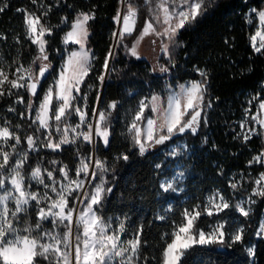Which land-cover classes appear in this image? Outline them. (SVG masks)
Here are the masks:
<instances>
[{"label": "trees", "instance_id": "obj_1", "mask_svg": "<svg viewBox=\"0 0 264 264\" xmlns=\"http://www.w3.org/2000/svg\"><path fill=\"white\" fill-rule=\"evenodd\" d=\"M4 3L8 7L0 12V34L7 39H0V66L3 65L10 72L18 66L14 62L27 66L38 55L37 46L25 38L24 14L17 12V9L35 12L43 24L52 28V35L46 39L49 41V60L54 66L36 97V103L66 58L67 48L62 39L70 30L72 21L81 12L95 14L88 24V47L95 59L89 76L81 86V93L88 96L90 120L92 108L97 109L99 103L100 111H109L108 104L118 102L117 110L109 118L110 144L105 147L98 137L95 150L92 144L78 141L76 145L66 146L57 152H29L24 170L27 174L38 163L52 165L51 161L56 160L74 172L80 155L92 156L93 153L106 161L111 170L105 179L108 182L106 187H111L112 192L107 194L100 214L105 219L112 220L116 216L124 218L126 232H134L143 226L142 240L147 243L142 246V256L148 257V264H160L162 250L166 241H170V236L165 234L173 231L185 209H192L196 204L203 206L206 196L216 188L227 197H232L228 184L232 172L247 173L252 169L259 174L264 170L262 165H249L255 154L264 151V135L247 141L239 135V120L249 96L261 94L264 98V54L254 52L250 41L258 23L257 15L252 10H264V0H206L209 5L207 11L179 31L176 39L179 46L171 48V57L163 55L161 64L169 69L164 74L156 73L148 60L128 56L123 44H120L102 86L96 76L102 70L106 54L114 46L112 33L117 31L118 26L113 17L118 9L121 11L120 0H36L35 4L31 0H0V4ZM131 3L139 8L141 23L145 15L143 0H131ZM45 11L48 12L46 16L43 15ZM63 18H67V23H62ZM74 46L70 45L69 49ZM170 58L174 66L169 62ZM197 69L208 74L204 104L210 103L211 106L204 108L196 135L190 133L172 139L179 141L186 137L191 153L178 159L187 173L184 191L180 194L165 192L161 188V181L172 173L176 159L166 156L167 146H161L158 150L152 148L141 156L128 134L127 125L141 99L150 98L153 94L164 96L169 87L202 80ZM88 85H92V88ZM12 91L14 95L0 97V125L8 122L25 143V134H32L35 125H31L25 105L17 104L15 100L17 94L22 95L25 102L29 96L22 89ZM97 94L100 96L98 102ZM9 107H15L16 111L9 112ZM21 112H25L23 119ZM16 125L20 128L17 129ZM121 153L127 154L129 159H118ZM168 165H171L170 169H167ZM168 207L165 219H158V215ZM25 218L29 223H34L35 211L29 210ZM262 218L263 199L247 217L237 212L235 204L218 215H202L196 223L199 229L206 230L217 221L232 222V226H243V240L231 243L227 238L224 246L220 247L195 245L187 250L181 264H264V238L256 236ZM17 226L23 228L24 224L21 222ZM250 245L255 247L254 259L247 252ZM42 264L47 262L42 261ZM138 264H144L143 260Z\"/></svg>", "mask_w": 264, "mask_h": 264}, {"label": "snow or ice", "instance_id": "obj_2", "mask_svg": "<svg viewBox=\"0 0 264 264\" xmlns=\"http://www.w3.org/2000/svg\"><path fill=\"white\" fill-rule=\"evenodd\" d=\"M31 2L35 4L36 0ZM120 3L126 6V10L121 13L118 9L113 17L119 28V31L112 33L116 46L137 30L139 18V8L131 0H120ZM144 4L148 8L150 19L145 20L131 48L125 45L130 54L138 59L137 47L149 35L160 39L161 51L171 57V48L179 46L176 40L179 31L203 15L209 6L206 0H144ZM7 7L6 3L0 4V12ZM252 11L259 19L260 28L250 37L251 45L254 52L264 54V10ZM17 12L24 14L25 38L37 46L38 55L27 66L14 62L18 66L11 74L0 66V97L14 95L13 89L17 92L25 90L29 96L27 102L22 95L17 94L15 103L25 105V112L31 125H35V130L24 136L27 150L17 152V145L22 143L20 134L10 130L8 122L0 126V264H42V261L47 264H138L141 260L148 264V257L142 256V246L147 243L142 240L143 226L134 231L131 239L122 240L121 236L126 231L125 221L118 218V228L112 229L111 219H105L100 214L107 194L112 192L111 187H106L107 181L104 179V173L109 171L105 161L91 155L82 156L77 152L80 158L74 177L69 175L67 165L49 170L38 163L29 173L26 174L24 170L29 152L38 151L40 147L55 152L61 150L62 145H76L78 141L94 145L96 137L103 141L105 147L110 144L109 118L117 110L118 102L108 104L110 111L98 112L93 107V124L89 119L88 96L81 93V86L89 76L95 59L91 50L86 47L90 35L88 24L95 18V14L81 12L72 21L62 42L65 45H78V50H72L63 60L53 83L43 90L39 103L34 107L33 98L38 96L41 81L51 68L49 41L45 37L52 35V28L43 24L41 17L35 12H28L23 8H18ZM47 14V11L43 13L45 16ZM62 23H67V18H63ZM0 39L7 37L0 34ZM19 42L17 39V43ZM112 58L113 48H110L104 58L102 70L96 76L101 86L109 72V61ZM37 61H40L38 69L33 67ZM169 62L173 63L171 58ZM159 71L166 73L169 69L161 65ZM197 71L202 77L201 81L190 82L188 86L180 84L178 91L169 89L166 100L153 94L150 98L145 97L139 101L128 122L127 131L141 156L186 131L192 135L197 134L202 121L201 113L205 107L211 106L210 103L204 104L208 74L202 69ZM5 85L9 87L6 89ZM88 87L92 88V85ZM96 100H100L99 94ZM258 108L260 112H264V101L259 102ZM146 109L150 110L151 116L145 115ZM8 111L15 112L16 109L9 107ZM248 111L250 109L246 110V114ZM25 112L20 113L22 119L25 118ZM73 115L79 118L75 124L70 123ZM203 119L207 123L206 118ZM251 119L264 129V119L260 118L259 113ZM244 127L245 124L242 123L241 128ZM16 128L19 129L20 126L16 125ZM253 134L264 135V132L256 133L255 129H250L243 134V139L247 141ZM13 140L14 143L10 144L9 141ZM8 148L11 151H7ZM14 154L16 159L13 160ZM178 154L175 149L169 153L173 156ZM118 159L127 161L129 156L121 153ZM253 162L264 164V152L253 157L249 163ZM51 163L60 162L52 160ZM156 167L159 168L160 165L157 164ZM54 172H59L62 180H57ZM45 174L47 180L51 181L50 184L45 182ZM183 175V172H178L173 181L178 182L183 179ZM97 178L99 183L92 184L91 181ZM26 180L29 182L26 183ZM31 181L43 185L44 191L31 190ZM255 184L257 188L252 195L264 196V173L255 180ZM7 185L11 187L8 188ZM230 186L233 189L237 187L235 182ZM161 188L165 192L176 191L172 181L161 183ZM32 202H35L36 220L29 223L25 217ZM253 202L249 200V203ZM10 204L13 206L10 207ZM229 207L224 196L215 193L203 209L198 205L191 210L185 209L181 214V221L175 224L170 234H165L170 236V241H166L162 250L160 264H181L187 250L195 245L225 243L223 223H218L212 231L205 232L199 229L196 221L203 214L212 216L214 212L218 214ZM236 208L241 215H249L250 209L246 210L242 202L237 203ZM157 218L165 219L164 216ZM21 222L24 224L23 228L17 226ZM45 222H50L51 227L45 228ZM61 228L63 231L58 230ZM257 235L264 238V223L260 225ZM242 240V228L230 236L231 243ZM247 252L250 257L255 256L254 247H249Z\"/></svg>", "mask_w": 264, "mask_h": 264}, {"label": "rangeland", "instance_id": "obj_3", "mask_svg": "<svg viewBox=\"0 0 264 264\" xmlns=\"http://www.w3.org/2000/svg\"><path fill=\"white\" fill-rule=\"evenodd\" d=\"M143 5H144V8H143V10L145 11V15H144V17H143V19H142V22L140 23V18H138V22H137V30L135 31V32H133V34H132V36H128V37H126V39L123 41V43H121V45L123 44V48H124V51H125V53L128 55V56H131V57H135V58H137L136 56H132L131 54H130V52L126 49V47H125V45H127V48H131V46L133 45V43L135 42V40H136V37L138 36V34H139V31L142 29V27H143V25H144V22H145V20H147V19H150V17H149V12H148V8L145 6V4H144V0H143ZM126 10V6L125 5H122V8H121V13H123L124 11ZM141 15V12L139 11V13H138V16H140ZM258 18V17H257ZM260 28V24H259V19H258V23H257V26H256V28H255V31H254V34L253 35H255V33H256V31L258 30ZM117 31H119V28H117ZM47 37V36H46ZM45 37V38H46ZM89 38V37H88ZM176 39H177V37H176ZM153 41H155V43H153ZM257 43H259V37H257ZM65 45V44H64ZM70 45H74V44H72V43H69V44H67V45H65V47L67 48V50H66V57H67V55L72 51V50H74V49H76V50H78V45H75L74 46V48H72V49H69V46ZM160 45H161V40L160 39H158L155 35H149V36H146L140 43H139V45H138V47H137V51H138V54H139V58H144V59H146V60H148L150 63H151V65L153 66V69L155 68L156 70H155V72L156 73H158V74H164V73H162V72H160L159 71V66H161L162 64H161V59H162V57H163V55L165 54L163 51H161V47H160ZM86 47L88 48V49H90L89 47H88V42H87V45H86ZM117 47L118 46H116V44H115V41H114V46H113V58H114V54H115V51H116V49H117ZM170 48H171V46H170ZM91 50V49H90ZM91 53L93 54V51L91 50ZM112 58V59H113ZM112 59H111V62H112ZM63 63V62H62ZM39 64H40V61H37V63L35 64V65H33V67L34 68H36V69H38V67H39ZM53 64L51 63V68H50V71L52 70V68H53ZM110 66H111V64H110ZM2 67L4 68V70L6 71V72H8L9 74H11V72L8 70V69H5V67L2 65ZM60 70V69H59ZM107 75L108 74H106L105 75V79L107 78ZM10 78H12L11 77V75H10ZM54 81V80H53ZM53 81L50 83V84H52L53 83ZM201 81V80H200ZM190 82H192V81H188V82H186V83H184V85L185 86H188L189 85V83ZM49 84V85H50ZM48 85V86H49ZM5 87H9L8 85H5ZM169 89H172L173 91H178L179 89H178V86H176V87H169ZM168 89V90H169ZM23 90V89H22ZM40 94V93H39ZM38 94V95H39ZM159 95V94H158ZM167 95H168V91L166 92V94L164 95V96H162L161 94H160V97H161V99L162 100H166L167 99ZM261 94H251L250 96H249V99H248V101H247V107H245V109H244V111H243V115H242V117H241V119L239 120V135H240V137L243 139V134L244 133H246V132H248L250 129H255V132L256 133H260V132H264V129H261V126L258 124V123H256V122H254L252 119H251V117L252 116H254V115H257V113H259L260 114V118L261 119H264V112H260V110H259V108H258V105H259V102L260 101H264V98H262V96H260ZM254 97H258V99H254ZM33 100H34V107H35V105L36 104H38V103H36V98H33ZM250 101H251V103H250ZM81 103V102H80ZM250 109V111H248L247 112V114H246V110H249ZM97 110H98V112L100 111V103H99V105H98V107H97ZM110 111V110H109ZM147 109H146V111H145V115L146 116H151L152 115V113L150 112V110H149V113L147 114ZM201 116H203V111H202V113H201ZM77 116H75V115H73L72 117H71V120H70V123H73V124H75L76 122H78L77 121ZM79 119V118H78ZM91 121L93 122V124H95V120L92 118L91 119ZM242 123H244L245 124V127L242 129L241 128V124ZM0 126H2V125H0ZM10 130H12L11 128H10ZM191 132H188V133H186L185 135H187V134H190ZM184 136V135H183ZM255 136H260L259 134H253L252 136H251V138H253V137H255ZM264 137V136H263ZM97 138L98 137H96L95 138V140H97ZM41 139H43V137L41 136ZM173 139V138H172ZM172 139L171 140H169V141H167V142H165V144H162V145H157V146H155L152 150H158L159 148H161V146L162 147H168V151H167V157H169V158H171V159H176V165L173 167V170H172V173L171 174H169L168 176H166V177H164V178H162V181H161V183H167V182H169V181H172L173 182V186H174V188L176 189V191H173V192H175V193H177V194H180V193H182L183 191H184V189H185V179H186V175H187V173H186V170H185V168H184V165L182 164V163H180L179 162V160L178 159H180V158H182L184 155H187V154H190L191 153V151L190 150H188V144H187V140H186V137H184V138H182L181 140H179V141H177V140H174V141H172ZM244 140V139H243ZM245 141V140H244ZM9 143L11 144V143H14V140L13 141H9ZM69 145H72V144H67V145H62V148H61V150L64 148V147H66V146H69ZM93 145V144H92ZM178 146H185V147H178ZM164 147V148H165ZM94 148V147H93ZM173 149H175L179 154L178 155H175V156H173V155H169V153L173 150ZM7 151H11V149L10 148H8V149H6ZM24 150H27V144H26V142L25 143H23V141H22V143L20 144V145H17V152H22V151H24ZM61 150H59V151H61ZM44 151H50V152H52V150H50V149H47V148H45V147H40L39 148V150L38 151H35L34 153H37V152H44ZM55 152H57V151H55ZM162 152L164 153L165 152V150H163L162 149ZM264 152V151H263ZM94 154L95 153H93L92 154V156L94 157ZM261 154V153H260ZM260 154H255L253 157H255V156H258V155H260ZM167 157H166V159H167ZM96 158H98L97 156H96ZM14 159H16V156H15V154L13 155V160ZM253 160V159H252ZM251 160V161H252ZM104 161V160H103ZM106 162V161H105ZM250 166H256V167H258V165H262L263 167H264V164H261V163H255V162H253V163H251V164H249ZM42 168H47V169H49V170H51V169H53V168H56V169H59L60 167H62L63 165H61L60 163H57V164H50V165H48V164H45L44 162H42V165H40ZM106 166L108 167V169H109V171L108 172H106V173H104V179H106V176L111 172V170H110V168H109V166H108V163L106 162ZM170 167H171V165L169 166H167V169H170ZM165 171V170H164ZM178 172H183V179H181V180H179L178 182H176V181H173V177L178 173ZM261 173H264V170L263 171H261V172H259V174H258V172H256V171H254V170H249V172H247V173H236V172H232L230 175H229V177H228V184H229V186L231 185V183L232 182H235L236 183V185H237V187H236V189H233L232 187H231V194H232V197H227L220 189H218V188H216V189H214L211 193H209L207 196H206V198H205V204L202 206L201 204H196L195 206H199V208L200 209H203L207 204H208V201H209V198L210 197H212L215 193H219L220 195H223L224 196V198L229 202V204H230V207L229 208H233V205L235 204V208H236V205H237V203H241L242 202V206L246 209V210H249L250 209V211H249V215L250 214H252L253 212H254V210H255V206H256V204L259 202V200H264V196H255V195H252V193H253V190L254 189H256L257 188V185L255 184V180L256 179H258L259 177H260V174ZM69 175L70 176H75V171L74 172H72V171H69ZM54 176H55V178L57 179V180H62V177H61V175H60V173L59 172H54ZM45 182L46 183H51V181H49V180H47V178H46V174H45ZM94 181H91V183H93ZM95 183H99V178H97V180H95V182H94V184ZM108 183V182H107ZM31 184H32V189L31 190H34V191H40V192H43L44 191V188H43V185H38V184H36V182L35 181H31ZM7 187L8 188H10L11 187V185H7ZM169 191H172V190H169ZM54 195V194H53ZM75 195V194H74ZM70 200H71V198H70ZM249 200H251V201H254L253 203H249ZM218 202V201H217ZM13 205H11L10 204V207H12ZM41 206H43V205H41ZM195 206H193V208L195 207ZM34 210L35 212H36V207H35V202H32V206L29 208V210ZM228 209V208H227ZM189 210H191V209H189ZM224 210H226V209H224ZM223 210V211H224ZM236 210H237V208H236ZM169 211V207L165 210V211H163L162 213H160L158 216H165V214L167 213ZM223 211H221V212H219L218 214H220V213H222ZM237 212H239L238 210H237ZM240 213V212H239ZM217 213H215L214 212V214L213 215H218ZM203 215H207V214H203ZM212 215V216H213ZM248 215V216H249ZM202 216V215H201ZM200 216V217H201ZM118 218L119 219H122V220H124V218H122V217H120V216H116L115 218H113L111 221H112V229H116V228H118V222H119V220H118ZM125 221V220H124ZM196 223H197V221H196ZM218 223H223L224 224V232H225V237H224V241L228 238L229 239V241H230V236L232 235V234H234L235 232H236V230L237 229H239V228H242L243 229V235H244V228H243V226H241V225H236V226H232V222L231 223H227L226 221H217V222H215L213 225H210L206 230H204V229H201L200 228V230H203V231H205V232H210V231H212V229H213V227H215ZM262 223H264V218H262L261 219V221H260V225L262 224ZM260 225H259V227H258V229H257V232H258V230H259V228H260ZM45 228H50L51 227V224H50V222H45ZM59 231H63V229L61 228V229H58ZM257 232H256V236H257V238H260V236H258L257 235ZM35 234V233H34ZM133 234H134V232H132V231H129V232H126L125 231V233L124 234H122V236H121V239L122 240H124V239H131L132 238V236H133ZM215 246V247H220V246H224V243L223 244H220V243H212V244H209V245H205V246ZM204 246V245H203ZM249 247H254V245H250V246H248V248ZM255 248V247H254ZM252 259H254V257H252Z\"/></svg>", "mask_w": 264, "mask_h": 264}, {"label": "water", "instance_id": "obj_4", "mask_svg": "<svg viewBox=\"0 0 264 264\" xmlns=\"http://www.w3.org/2000/svg\"><path fill=\"white\" fill-rule=\"evenodd\" d=\"M110 64H111V59H110V62H109V70H110ZM50 72H51V71H50V69H49V72L46 73L45 78L42 79V81H41V85H43V84L49 79ZM41 89H42V87H41L40 89H38V94L41 92ZM97 111H98V110H97ZM198 132H199V130H198ZM198 132H197V133H198ZM186 133H188V132L186 131V132H185L184 134H182V135L174 136L173 139H177L178 137H181V136L185 135ZM93 146H94V150H95L96 142H95V144H94Z\"/></svg>", "mask_w": 264, "mask_h": 264}, {"label": "bare ground", "instance_id": "obj_5", "mask_svg": "<svg viewBox=\"0 0 264 264\" xmlns=\"http://www.w3.org/2000/svg\"><path fill=\"white\" fill-rule=\"evenodd\" d=\"M110 62V61H109ZM94 158H96V156L94 155Z\"/></svg>", "mask_w": 264, "mask_h": 264}]
</instances>
